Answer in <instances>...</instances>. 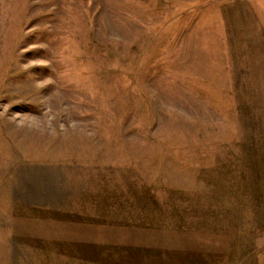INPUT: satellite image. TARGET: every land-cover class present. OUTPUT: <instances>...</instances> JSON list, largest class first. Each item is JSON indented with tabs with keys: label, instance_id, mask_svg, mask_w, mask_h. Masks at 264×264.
Returning a JSON list of instances; mask_svg holds the SVG:
<instances>
[{
	"label": "rangeland",
	"instance_id": "1",
	"mask_svg": "<svg viewBox=\"0 0 264 264\" xmlns=\"http://www.w3.org/2000/svg\"><path fill=\"white\" fill-rule=\"evenodd\" d=\"M0 264H264V0H0Z\"/></svg>",
	"mask_w": 264,
	"mask_h": 264
}]
</instances>
